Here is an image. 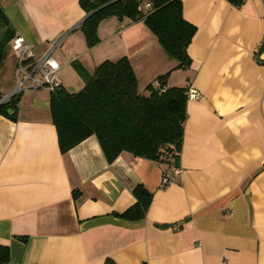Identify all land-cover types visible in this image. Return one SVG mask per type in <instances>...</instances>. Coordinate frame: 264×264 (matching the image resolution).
Masks as SVG:
<instances>
[{"label":"crops","instance_id":"1","mask_svg":"<svg viewBox=\"0 0 264 264\" xmlns=\"http://www.w3.org/2000/svg\"><path fill=\"white\" fill-rule=\"evenodd\" d=\"M182 2L197 27L188 69H174L143 20L106 18L88 47L80 0H0L37 56L65 35L64 54L54 55L57 46L53 55L77 79L85 81L80 68L127 56L141 92L169 72L168 87L201 94L187 101L174 158L183 173L162 187L171 166L128 151L109 162L96 135L62 153L51 92H22L16 119L0 113V244L13 264H264V0ZM17 58L9 43L0 96L17 84ZM138 184L153 200L145 219L131 221L121 214Z\"/></svg>","mask_w":264,"mask_h":264},{"label":"trees","instance_id":"2","mask_svg":"<svg viewBox=\"0 0 264 264\" xmlns=\"http://www.w3.org/2000/svg\"><path fill=\"white\" fill-rule=\"evenodd\" d=\"M241 6L245 0H229ZM150 2V7L145 3ZM109 3V4H108ZM81 6L91 13L81 23L88 47L100 42V23L110 17L120 20H143L157 36L166 53L178 65L174 69H188L192 64L188 47L197 27L183 15L182 0H80ZM16 30L7 14L0 9V67ZM264 47V41L261 49ZM85 85L79 91H70L61 85L51 92L50 108L57 127L62 153H67L84 139L96 135L109 162L121 152L156 160L170 166L182 149L184 126L187 119L188 87L167 86L169 72L156 78L157 86L150 83L145 92L139 89L135 69L127 56L105 60L92 73L80 68ZM2 97V96H0ZM20 95L0 106V113L16 119ZM9 109L14 112L10 113ZM171 153L169 163L166 154ZM76 201L82 195L73 191ZM136 202L121 215L125 219H145L153 200V193L143 184L134 189ZM11 261V249L0 244V264ZM104 264H117L107 258Z\"/></svg>","mask_w":264,"mask_h":264},{"label":"built area","instance_id":"3","mask_svg":"<svg viewBox=\"0 0 264 264\" xmlns=\"http://www.w3.org/2000/svg\"><path fill=\"white\" fill-rule=\"evenodd\" d=\"M151 3L146 2L145 7H150ZM65 35L59 37L51 47L42 55L37 56L31 45L23 36H15L10 44L17 53V66H16V77L17 84L15 88L9 94L0 97V106L7 103L12 98L21 95L26 90H39L47 89L50 92H54L61 85L59 79V72L61 70V64L53 55L55 48L62 42ZM188 100L200 98V92L193 86L188 89ZM166 162L170 164V158H173L171 153L166 154ZM171 170H167L163 173L162 187L168 186L180 178L183 169L170 164ZM5 264H13L8 262Z\"/></svg>","mask_w":264,"mask_h":264},{"label":"rangeland","instance_id":"4","mask_svg":"<svg viewBox=\"0 0 264 264\" xmlns=\"http://www.w3.org/2000/svg\"><path fill=\"white\" fill-rule=\"evenodd\" d=\"M98 10V9H97ZM95 11V10H94ZM105 20V19H104ZM67 44V40L63 41L62 43H60L58 45V47H56V51L54 53V55H63L65 50L63 51L62 49L64 47H66ZM74 47H77L80 45L79 41H75L72 44ZM63 47V48H62ZM79 50H75V53H79ZM67 54L69 53L68 51L66 52ZM65 53V54H66ZM72 53V52H71ZM59 79H61L64 82V85L67 86V89L70 91H79L85 84V81L82 77H79V79H77L76 76H72L71 73H67V69L66 68H61L60 72H59ZM67 79H69L70 82H67Z\"/></svg>","mask_w":264,"mask_h":264},{"label":"water","instance_id":"5","mask_svg":"<svg viewBox=\"0 0 264 264\" xmlns=\"http://www.w3.org/2000/svg\"><path fill=\"white\" fill-rule=\"evenodd\" d=\"M108 4H109V3H108ZM108 4H105V5H108ZM105 5L101 6V7L98 8V9H101V8L104 7ZM95 11H97V10H95ZM95 11L91 12L90 14L94 13ZM90 14H89V15H90ZM9 112H10V113H13L14 110H13V109H9Z\"/></svg>","mask_w":264,"mask_h":264}]
</instances>
